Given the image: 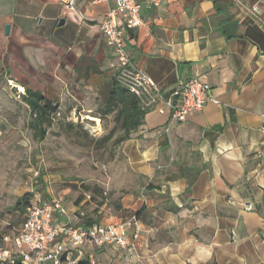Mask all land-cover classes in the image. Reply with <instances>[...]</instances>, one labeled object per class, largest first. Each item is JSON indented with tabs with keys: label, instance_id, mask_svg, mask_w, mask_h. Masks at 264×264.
Wrapping results in <instances>:
<instances>
[{
	"label": "crops",
	"instance_id": "0c3cea01",
	"mask_svg": "<svg viewBox=\"0 0 264 264\" xmlns=\"http://www.w3.org/2000/svg\"><path fill=\"white\" fill-rule=\"evenodd\" d=\"M115 4L77 0L71 10L58 0H0L6 98L30 108L24 97L38 92L57 118L90 115L102 129L117 112L107 111L117 58L101 29ZM141 16L128 41L132 61L166 98L202 77L211 100L180 122L171 110L147 112L97 185L46 199L63 198L68 214L59 220L82 213L84 226L139 216L136 249L88 245L91 264H264V0H164L143 4Z\"/></svg>",
	"mask_w": 264,
	"mask_h": 264
},
{
	"label": "built area",
	"instance_id": "2783aa9c",
	"mask_svg": "<svg viewBox=\"0 0 264 264\" xmlns=\"http://www.w3.org/2000/svg\"><path fill=\"white\" fill-rule=\"evenodd\" d=\"M71 10H76L77 0H58ZM164 0H116L101 24L108 44L114 49L119 69L118 79L133 93L146 112L157 109L161 113L171 110V121H183L193 112L204 109L211 100V85L204 78H191L183 82L170 97L166 98L155 80L141 70L131 59L128 41L131 31L142 25L143 4L148 7L159 6ZM254 11L260 12L255 6ZM19 94H25L22 87L10 84ZM60 116V114H57ZM264 131V113L261 115ZM109 198V193L104 192ZM90 199V196H88ZM253 210V205L245 206ZM68 209L63 198H39L31 202L23 214L20 229L14 237L5 236L0 247V264H77L84 258L88 245L105 247L115 245L126 250H135L143 226L137 214L103 224L84 226V214H76L72 220L63 222L59 216L67 215ZM75 222V224H73ZM235 236L236 233L233 232ZM94 263V261H92Z\"/></svg>",
	"mask_w": 264,
	"mask_h": 264
},
{
	"label": "rangeland",
	"instance_id": "374dc122",
	"mask_svg": "<svg viewBox=\"0 0 264 264\" xmlns=\"http://www.w3.org/2000/svg\"><path fill=\"white\" fill-rule=\"evenodd\" d=\"M5 94L0 85L1 248L8 246L1 237H14L21 227L23 213L14 209L21 197L29 195L35 202L61 193L72 199L75 192L97 185L108 174L122 145L115 143L119 128L112 139L103 140L113 129L115 116L103 117L102 129H97L100 120L88 119L90 115L84 122L58 117L39 141L31 109L17 95L6 98Z\"/></svg>",
	"mask_w": 264,
	"mask_h": 264
},
{
	"label": "trees",
	"instance_id": "16d2710c",
	"mask_svg": "<svg viewBox=\"0 0 264 264\" xmlns=\"http://www.w3.org/2000/svg\"><path fill=\"white\" fill-rule=\"evenodd\" d=\"M24 102L28 104L34 116L32 127L35 131V137L39 141H42L46 137L47 130L57 118L58 107L54 106L52 102L47 101L40 93L33 91H28L27 96L24 97ZM116 110L115 121L117 125L103 140L112 139L119 128L121 133L117 135L115 143L122 144L130 139L144 124L147 112L142 109L139 99L119 81L115 83L113 93L107 105V111L113 112ZM29 198V195L21 197L14 206V209L24 214L31 203ZM1 240H3V237H1ZM14 264L23 263L16 261ZM77 264H91V262L83 258Z\"/></svg>",
	"mask_w": 264,
	"mask_h": 264
},
{
	"label": "water",
	"instance_id": "95a60500",
	"mask_svg": "<svg viewBox=\"0 0 264 264\" xmlns=\"http://www.w3.org/2000/svg\"><path fill=\"white\" fill-rule=\"evenodd\" d=\"M9 28H10V26L8 25V26H7V32L9 31Z\"/></svg>",
	"mask_w": 264,
	"mask_h": 264
},
{
	"label": "bare ground",
	"instance_id": "6f19581e",
	"mask_svg": "<svg viewBox=\"0 0 264 264\" xmlns=\"http://www.w3.org/2000/svg\"><path fill=\"white\" fill-rule=\"evenodd\" d=\"M88 118H89V116H88ZM89 119H92V118H89ZM94 120V119H93Z\"/></svg>",
	"mask_w": 264,
	"mask_h": 264
}]
</instances>
